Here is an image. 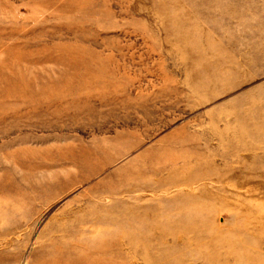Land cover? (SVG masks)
Instances as JSON below:
<instances>
[{
    "label": "rangeland",
    "instance_id": "1",
    "mask_svg": "<svg viewBox=\"0 0 264 264\" xmlns=\"http://www.w3.org/2000/svg\"><path fill=\"white\" fill-rule=\"evenodd\" d=\"M0 264H264V0H0Z\"/></svg>",
    "mask_w": 264,
    "mask_h": 264
},
{
    "label": "bare ground",
    "instance_id": "2",
    "mask_svg": "<svg viewBox=\"0 0 264 264\" xmlns=\"http://www.w3.org/2000/svg\"><path fill=\"white\" fill-rule=\"evenodd\" d=\"M56 90V89H55Z\"/></svg>",
    "mask_w": 264,
    "mask_h": 264
}]
</instances>
